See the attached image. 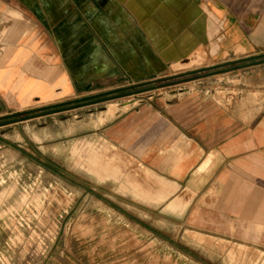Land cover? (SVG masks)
<instances>
[{
    "label": "crops",
    "instance_id": "obj_1",
    "mask_svg": "<svg viewBox=\"0 0 264 264\" xmlns=\"http://www.w3.org/2000/svg\"><path fill=\"white\" fill-rule=\"evenodd\" d=\"M263 57L264 0H0V126L72 118L63 139L108 158L88 171L73 160L88 188L74 205L88 200L89 217L133 219L178 254L204 253L199 238L252 248L264 238L263 101L191 84L114 117L96 109L166 76L224 78ZM113 166L126 175L105 177Z\"/></svg>",
    "mask_w": 264,
    "mask_h": 264
},
{
    "label": "rangeland",
    "instance_id": "obj_2",
    "mask_svg": "<svg viewBox=\"0 0 264 264\" xmlns=\"http://www.w3.org/2000/svg\"><path fill=\"white\" fill-rule=\"evenodd\" d=\"M217 75L166 76L153 85L133 87L121 98H111L96 113L107 109L114 117L191 84L209 87L203 92L208 97L216 98L210 88L218 83L225 88L226 100L264 102V60L242 64L224 78ZM25 119L0 126V264H264V238L252 248L199 238L191 246L204 253L177 245L178 254L171 252L169 244L139 236L130 213V225L104 212L89 217L94 206L88 200L74 205L79 192L88 188H76L85 181L74 174L73 160L88 171L90 162L102 169L108 158L101 155L99 146L63 139L73 134L72 118L65 124L58 118ZM124 174L113 166L105 177ZM142 229L150 228L144 223Z\"/></svg>",
    "mask_w": 264,
    "mask_h": 264
}]
</instances>
